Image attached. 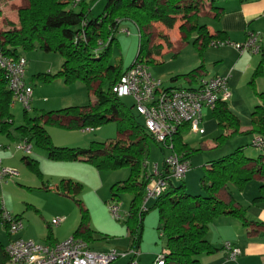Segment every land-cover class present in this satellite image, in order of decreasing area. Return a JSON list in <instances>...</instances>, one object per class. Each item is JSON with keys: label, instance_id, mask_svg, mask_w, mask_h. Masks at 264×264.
Returning a JSON list of instances; mask_svg holds the SVG:
<instances>
[{"label": "trees", "instance_id": "obj_1", "mask_svg": "<svg viewBox=\"0 0 264 264\" xmlns=\"http://www.w3.org/2000/svg\"><path fill=\"white\" fill-rule=\"evenodd\" d=\"M29 6L19 10L17 23L7 21L6 27L0 32V48L13 59L24 56L25 52L43 49L46 52L58 53L63 57L61 69L56 74L39 73L47 81L63 78L66 83L83 81L92 95L91 104L69 106L56 111L45 112L31 117L25 109V124L15 126L14 115L11 111L13 94L8 87L4 71L0 68V132L19 141L27 140L33 146L47 151L49 159L59 161H86L98 169H120L129 167L130 176L113 184L112 199L118 201L120 193L127 191L132 195L130 208L126 217V227L129 237V250L140 249L143 233V223L150 208L157 209L162 222L165 236L164 264H201L199 256L211 253L215 248L207 238L210 224L218 217L231 215L242 220L245 226L253 222L246 218V208L237 204L232 197L225 202L219 192L230 185L243 189L255 176L263 178L260 193L253 203L264 202V145L258 147L262 153L256 157L244 154V148L213 161L205 168L202 186L204 195H192L186 192L185 185L170 182L166 191L154 199L151 207L144 206L147 182L143 179L146 171L144 164L148 160L150 140L155 141L144 123H141L114 91L113 86L120 80L125 71L121 64H111L109 52L116 33L123 21L133 22L140 33L141 58L145 43L148 45V60L154 51L161 52L162 44L151 46L152 33L149 29L155 23H162L172 29L178 20L182 19L180 32L182 42L193 35L194 44L204 50L214 41H227L224 31L211 33L206 24L198 21L202 9L208 15L214 13L218 19L223 8L216 5L214 0H108L103 12L94 16L92 8L98 0H27ZM0 0V15L2 14ZM81 5L79 11L75 6ZM166 45L171 46L167 37ZM263 63L253 74L252 83L263 73ZM204 69L200 66L187 74L177 75L173 79L192 77L197 71ZM108 81L109 90H104ZM97 84L96 86H94ZM260 103L252 112V129L246 133L260 136L264 139V92H257ZM223 133L216 139L217 147H221L228 138L242 134L239 117L230 109L228 101H220L213 109ZM64 119L65 122H61ZM115 121L118 132L122 135L110 142L93 141L88 148L64 147L54 144L52 137L44 124H55L67 129H97L104 124ZM184 126L173 138L174 148L184 152L189 160L192 149L182 135ZM126 135V138L123 137ZM253 138V139H254ZM156 142V141H155ZM157 143V142H156ZM158 144V143H157ZM159 145V144H158ZM252 145L253 144L252 141ZM160 149L164 153V148ZM257 147V146H256ZM27 164L33 170H39V160L25 157ZM59 188L63 193L74 198L82 211L81 222L72 236L82 237L87 242L92 241L94 231L89 227L88 209L85 208L79 195L83 184L72 179H62ZM231 195V192L228 190ZM111 199V200H112ZM1 210V207H0ZM1 221V220H0ZM10 234V233H9ZM52 231L47 239L52 238ZM6 246L0 242V264H9ZM128 264V263H127Z\"/></svg>", "mask_w": 264, "mask_h": 264}, {"label": "rangeland", "instance_id": "obj_2", "mask_svg": "<svg viewBox=\"0 0 264 264\" xmlns=\"http://www.w3.org/2000/svg\"><path fill=\"white\" fill-rule=\"evenodd\" d=\"M108 0H98L92 8L94 16L100 15ZM211 2V0H209ZM22 6L20 0H2L1 5L5 9L0 15V27L2 21L19 20V10L29 6ZM15 8H17L15 10ZM82 6L74 7L76 11L81 10ZM207 10L202 9L198 18L200 24H206L211 29H217L216 20L207 15ZM183 20L180 19L174 28H166L162 23H154L149 29L152 33L151 46L156 44L166 45L167 37L169 40H180V25ZM6 27V26H5ZM171 30V31H170ZM178 30V31H177ZM181 33V32H180ZM195 35L186 42L180 40L177 51L174 48H168L166 51L158 53L154 51L152 60L148 62L150 71L157 79L163 81V86L185 85L184 77L180 76L179 80L172 81V78L178 74H186L200 66H206V72L213 75L221 71L223 67V49L227 47L225 44L209 45L204 50H200L194 44ZM148 45L145 43L141 52V57L148 60ZM140 33L137 26L131 21H123L119 31L116 33L109 52L111 64H121L123 67L131 66L140 53ZM249 56L256 55L261 58L260 54H255L248 50ZM230 56L238 57L239 51L228 53ZM237 55V56H236ZM27 60L26 66V82L31 84L34 94L31 102V117L39 116L45 112L60 110L69 106H83L91 104L95 96L88 90L83 81L74 83H66L63 78H55L47 81L39 73H48L51 67L52 74L58 73L59 65L56 63L60 54L45 52L43 49L37 48L33 51L25 52ZM159 56V57H158ZM29 58L31 60L29 61ZM156 57L159 58L155 61ZM161 58V59H160ZM228 62V58L224 57ZM204 66V68H205ZM232 69H228L223 76L228 77L230 92L233 94L230 104L234 109V113L239 117L241 122L242 134H238L232 138H228L221 147H215L216 139L223 133L214 115L205 118L202 126L205 129L203 135H196L190 132L184 133V139L188 145L196 150L192 152L189 158V170L182 180H175L177 185L184 184L187 193L192 195L206 194L201 182L204 177L205 168L210 163L225 155L235 152L239 148H244V154L248 157L256 158L262 150L252 145L253 134L246 133L252 129V112L256 104H259V98L254 95L253 76L243 75L241 70L233 71L234 78L230 77ZM236 74V75H235ZM239 76V77H238ZM230 79V80H229ZM256 83V81H255ZM234 84V85H233ZM95 84L94 86H96ZM233 86H236L235 89ZM104 90H109L108 81L104 84ZM121 101L128 107L132 108L133 113L137 116L141 123L144 119L136 111L133 106L134 102L131 97H123ZM14 115L15 126L25 124V108L24 105L17 101L11 108ZM204 113H207L204 111ZM61 122H65L61 119ZM50 133L55 145H64V147L88 148L93 141L110 142L122 135L118 132L117 123L115 121L98 127L94 131H85L84 129H67L55 124H44ZM126 138V135H123ZM20 141L9 137L6 133L0 132V161L3 168L17 169L19 174L11 178H2L0 176V203H4V207L13 215L20 216L24 221V228L20 235L35 242H41L44 237L48 236L53 229L54 234L60 236H71L81 222L82 211L74 198L63 193L59 188V184L65 177L66 168L63 162L48 158L47 151L33 146L32 152L26 154L18 149ZM61 147V146H60ZM168 150L163 151L160 146L153 140H150L148 160L150 164L163 162V155ZM25 157H31L39 160V172L33 170L27 164ZM72 171L75 172L79 179L77 181L83 184V191L79 195L86 209H88L89 224L95 231V239L91 241L92 247L96 251L116 250L121 256L117 257L110 264H127L130 261V255L122 256L129 250V238H127L126 217L130 208L132 195L130 192L124 191L120 193L118 201L112 199V186L116 182H122L130 176L129 167L120 169H98L90 162H78L73 164ZM249 186L246 189L248 192ZM243 190V189H242ZM241 190V191H242ZM245 199L247 195L240 196ZM253 197V196H252ZM252 197L251 203L253 202ZM112 199V200H111ZM118 204L120 207L121 218L116 219L111 211L110 205ZM154 199L147 202L146 207H151ZM59 217H65V221L58 226L52 225V220ZM16 234L13 235L16 238ZM11 235L5 225L0 221V242L8 245ZM165 236H163L162 222L157 209L150 208L146 214L143 223L142 241L137 257L138 264H153L157 259V255L164 251Z\"/></svg>", "mask_w": 264, "mask_h": 264}, {"label": "built area", "instance_id": "obj_3", "mask_svg": "<svg viewBox=\"0 0 264 264\" xmlns=\"http://www.w3.org/2000/svg\"><path fill=\"white\" fill-rule=\"evenodd\" d=\"M78 2L79 0H74ZM260 32H248L246 40L235 47L240 53L251 51L261 52ZM225 44L224 41H214L212 45ZM27 60L25 56L13 59L0 48V68L4 71L8 87L12 91V106L21 102L27 111L31 110L33 88L26 82ZM113 91L121 98L131 97L136 111L144 119L147 131L154 136L167 154L163 162L150 164L147 160L143 179L147 182L144 206L151 199L162 195L170 182L182 180L189 170V160L184 152L174 148V136L186 125L190 132L203 134V109H214L218 102L229 101L231 92L228 88V77L222 75H201L196 86L191 87H164L163 81L154 77L147 60L139 58L121 76L113 86ZM85 131H94L95 128H85ZM253 144L257 147L264 145V139L256 136ZM1 148V146H0ZM18 149L30 154L33 144L27 140L20 141ZM19 174L17 169L2 168L0 161V176L11 178ZM115 202V201H114ZM0 220L11 235L6 246L9 255V264H110L121 256L116 250L96 251L91 249L89 242L82 237L71 236L68 239L49 245L38 243L24 238H13L24 228V221L20 216H13L0 203ZM110 211L116 219L121 218L120 207L116 203L110 205ZM65 217L52 220V225L58 226L65 221ZM224 249L231 259H236L240 249L231 242L224 243ZM130 255L128 264H138L139 249L132 248L122 256ZM166 252H160L154 264H164Z\"/></svg>", "mask_w": 264, "mask_h": 264}, {"label": "crops", "instance_id": "obj_4", "mask_svg": "<svg viewBox=\"0 0 264 264\" xmlns=\"http://www.w3.org/2000/svg\"><path fill=\"white\" fill-rule=\"evenodd\" d=\"M20 1L22 2V6H27V3H26L28 2L27 0H20ZM214 2L216 5L223 8V12L220 18L218 19H215L214 13L211 12L210 16L214 20H216L217 29H211L210 27H208L209 31L211 33H216L217 31H224L227 35V41L225 42V45L227 47L223 49V51L225 52L223 53V56H221V60L223 61V67L221 71L226 73L228 69L229 70L232 69L233 71L237 69L238 75L240 74L241 70H243L242 72L243 75L247 74V75H250V77L253 76L261 60H264V0H214ZM1 9L2 11L5 9L4 5H1ZM16 9L17 8H15V10ZM13 20H14L13 21L14 23H17L15 19ZM6 23L7 21L4 19L0 27V32L5 29ZM251 31L260 32L261 34V41H260L261 52L257 53L261 55V58L256 57V55L249 56L248 54L250 53H248V51L244 53L239 52L238 57H235V58L234 56L233 57L230 56L228 53L239 51L235 47V45L242 44L246 40L248 32H251ZM178 33L180 35L179 38L181 40L182 34L180 32ZM180 40L178 41V40H174L171 38L170 40L172 44L171 46L165 45L163 43V51H166L168 48L169 49L174 48L177 51L178 49L177 43H179L180 45V42H181ZM49 53L50 52H48V54ZM158 57L155 58L156 59L155 61L159 60ZM224 57L228 58V60L230 58V60L227 62L226 59H224ZM28 59L29 61L31 60V58L29 57ZM55 60L57 61L53 65V67H55V65L61 66L63 64L62 56L59 58L57 57V59ZM52 69L53 68L49 67L48 72L52 73ZM206 71L207 70L205 66L204 69L197 71L196 74L193 75L192 77H184L185 78L184 82L186 86L184 85L174 86L173 85V86H168V87L196 86L197 80L201 75H207V76H215V75L223 76L224 75V73H222L221 71L213 75L207 73ZM233 71L230 77L231 81L234 78ZM178 75H181V74H178ZM177 80H179V78L177 79L172 78V81H177ZM255 81L256 83L254 86V93H255L254 95L257 96V92H264V63H263V73L260 76H258ZM235 87L236 86H233L234 89ZM228 88H229V82H228ZM33 94H34V91H33ZM232 96L233 94L231 93V98ZM231 98L229 99L228 104H229L230 109L233 111L234 109L232 108V105L230 104ZM204 111L207 113H204ZM210 115L211 116L213 115V109L209 107H205L203 109V122L205 118H208ZM186 131L190 132L188 128L184 129V131L182 132L183 137ZM203 134H196V135H203ZM58 146H64V145H58ZM215 147H217V144L215 145ZM78 162H86V161L78 160V161L63 162L65 165L68 166L66 168L64 179H72L74 181H77V178L79 179V176L75 172L72 171L73 164H78ZM262 182H263V178L257 175L254 177L253 180L249 181L244 186L243 190L239 189L237 186L230 185L228 190L231 192V195L228 192V190L225 188L220 190L219 196L225 202L229 203L233 197L236 200L237 204L245 207L247 209L246 218L247 220L252 221L253 223L249 226H245L242 220H240L239 218L235 216H231V215H223V216L216 218L210 224L209 231L207 234V238L209 242L211 243V245L215 248V250L208 254L207 253L201 254L199 256L201 264H264V202H256V203L252 202L251 203V198H248V197L253 196L252 199H254L255 197L259 195L260 186ZM248 186H249V189L247 192L246 189L248 188ZM245 195H247V197H245ZM240 196H244L245 199L241 198ZM89 227L91 228L90 224H89ZM51 231L53 233L52 238L47 239V236H46V238L44 237V239L39 243L56 245L57 243H60L68 239L69 237H71L75 230L73 231L71 236H64V237L56 233L54 234L53 229ZM16 235H17L16 238H23L20 235V232ZM93 238L94 239L96 238L95 234H93ZM127 238H129L128 230H127ZM225 242H231L235 247L240 249V254L236 257V259H231L228 256V252L224 249ZM89 245L91 249L95 250L92 247L91 241L89 242ZM101 251H106V249H103Z\"/></svg>", "mask_w": 264, "mask_h": 264}]
</instances>
